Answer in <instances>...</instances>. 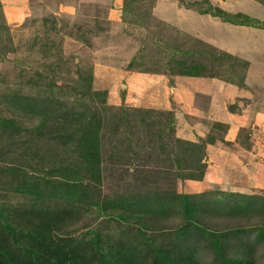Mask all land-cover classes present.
Listing matches in <instances>:
<instances>
[{"label":"rangeland","instance_id":"obj_1","mask_svg":"<svg viewBox=\"0 0 264 264\" xmlns=\"http://www.w3.org/2000/svg\"><path fill=\"white\" fill-rule=\"evenodd\" d=\"M161 192L198 199V264L264 206V0H0V264H141L182 220L142 231Z\"/></svg>","mask_w":264,"mask_h":264},{"label":"trees","instance_id":"obj_2","mask_svg":"<svg viewBox=\"0 0 264 264\" xmlns=\"http://www.w3.org/2000/svg\"><path fill=\"white\" fill-rule=\"evenodd\" d=\"M147 202L148 203L139 202L140 208L144 210L142 213H145L151 221L150 224L146 221L142 223L141 228L143 232H146L148 229L156 231L166 230V228H164L162 225H158L156 228L153 227L156 226V223H158L161 219L169 218L168 216L171 214H168L169 210L176 211V208L179 210V206L182 209V215L178 212L177 214L181 216L182 220L180 224L177 225V227H175L172 231H170V228H168L167 234H161L160 236H162V239L157 243L152 240L148 241V244H150L151 250H153V252L150 253L148 259L142 260L141 264H178V262L181 264H198L197 261H200L199 257H201L199 250L193 253V247L185 250L179 247V241H181L179 234H184L187 229L188 232H191V227L198 228V226L195 224L198 215V210L196 211V207L199 205L198 199H196L194 195L161 192L155 195L153 200ZM217 203L222 204L220 202ZM263 209L264 206L260 203H248V201L245 203L244 201L240 200L235 209H230L227 211V214L231 216L229 220L223 223V226H216L214 228L211 227L207 229L203 228L200 233H198V236H202L206 240V244L200 249L203 250L204 248H207L208 251L206 252L211 255L208 258V261L213 259V261L219 262L220 264H256L257 262L254 260L259 255H256L254 258H248L243 253L239 255L237 250V242L239 241L240 243H246L245 239H247L249 235H252L254 230H257V232H255L257 240L264 237V217H261L263 214ZM217 215H226V210L220 211V213ZM187 216L189 217L187 218ZM258 217H260L259 219L261 220H258L259 223L255 224L256 221L254 220ZM169 219L172 220L171 217ZM153 222H155V224ZM185 223L187 224V229L184 231V228H186L184 226ZM250 249V253L253 255V248ZM182 253L184 254L183 259L181 256ZM262 255H264V253ZM175 258L177 260H175ZM124 263L134 264L131 257L123 260L114 259L113 261V264Z\"/></svg>","mask_w":264,"mask_h":264},{"label":"crops","instance_id":"obj_3","mask_svg":"<svg viewBox=\"0 0 264 264\" xmlns=\"http://www.w3.org/2000/svg\"><path fill=\"white\" fill-rule=\"evenodd\" d=\"M20 1H22V3H23V0H20ZM116 1H118V0H116ZM120 6L119 5H117V8H119ZM11 8H13V6L11 5ZM120 10V9H119ZM229 97H230V95H229ZM244 153H246L244 150H242V152H241V156H242V154H244Z\"/></svg>","mask_w":264,"mask_h":264}]
</instances>
